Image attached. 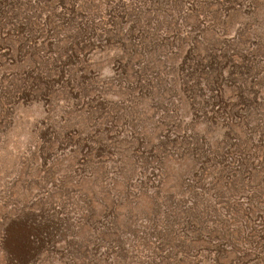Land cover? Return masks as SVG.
<instances>
[{
	"label": "rangeland",
	"instance_id": "obj_1",
	"mask_svg": "<svg viewBox=\"0 0 264 264\" xmlns=\"http://www.w3.org/2000/svg\"><path fill=\"white\" fill-rule=\"evenodd\" d=\"M46 1L0 15V264H264V0Z\"/></svg>",
	"mask_w": 264,
	"mask_h": 264
},
{
	"label": "trees",
	"instance_id": "obj_2",
	"mask_svg": "<svg viewBox=\"0 0 264 264\" xmlns=\"http://www.w3.org/2000/svg\"><path fill=\"white\" fill-rule=\"evenodd\" d=\"M9 1H15V0H0V15H2L3 13H5L6 17H8L9 19L10 18H14V17H17L18 14H19V11L18 10V6H14L13 3H9L11 7H13L12 11L10 12V14L4 12L2 10V8H4V4L6 6V4H8ZM31 0H28V3L27 5H29ZM48 2H50L51 0H47ZM45 2V3H48V2ZM58 1H64V0H58ZM62 5V3H60ZM50 6L46 5V6H43L44 8H48V7H51L52 5L49 4ZM42 7V8H43ZM61 7V6H60ZM74 6H71V5H68L67 8H65V12H68L69 11V14H68V17L69 18H65V19H68V20H64V22L67 24V26H72L74 24H81V26L77 29L76 31V36L74 38L75 41H78V40H81L83 39L89 31H92L94 29V23H93V19L90 20L91 18H93V15L91 16L90 15V12L87 11L88 6H84V8L78 12L77 14H75L74 10L73 9ZM53 8H57L55 6H52V9ZM64 8V7H63ZM89 17H91L90 19H88ZM81 19V20H80ZM83 19H87L86 22H83L82 23V20ZM77 20H80V21H77ZM73 56V55H71Z\"/></svg>",
	"mask_w": 264,
	"mask_h": 264
}]
</instances>
